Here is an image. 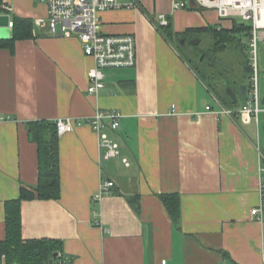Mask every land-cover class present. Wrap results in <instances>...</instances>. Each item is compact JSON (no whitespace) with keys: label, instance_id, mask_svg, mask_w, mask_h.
<instances>
[{"label":"crops","instance_id":"1","mask_svg":"<svg viewBox=\"0 0 264 264\" xmlns=\"http://www.w3.org/2000/svg\"><path fill=\"white\" fill-rule=\"evenodd\" d=\"M136 3L100 15L104 32L133 35L135 67L108 70L105 87L89 94L94 61L78 37L53 36L36 26L46 15L36 0H3L0 14L30 18L34 27L13 50L0 48V116L8 117L0 123V240L5 202L19 196L21 185L37 182L36 144L25 123L115 108L122 117L112 135L129 166L120 158L100 164L98 136L89 125L63 133L60 195L21 202L22 237L61 240L62 264H264V221L250 213L261 203L264 125L258 117L206 110L217 108L214 95L153 17L166 14L176 34L209 27L210 20L172 11L171 0ZM209 10L212 22H221ZM108 177L111 193L92 201ZM161 194L179 196L177 222Z\"/></svg>","mask_w":264,"mask_h":264},{"label":"built area","instance_id":"2","mask_svg":"<svg viewBox=\"0 0 264 264\" xmlns=\"http://www.w3.org/2000/svg\"><path fill=\"white\" fill-rule=\"evenodd\" d=\"M46 7V15L35 21L38 27H47L53 36H77L81 42L83 53L93 59L94 64L87 72L89 94H98L105 87V78L108 70L133 68L136 65L135 38L130 33L109 34L103 31L100 13L106 10L121 7L135 6L136 0H36ZM173 10L187 8L213 9L219 20L240 18L248 22L250 27L247 51L251 66L250 83L246 90L247 98L241 107L232 109L222 105L215 97L214 109L207 105L206 110L216 114L231 115L236 118H257L261 109V95L258 85V42L264 39V0H171ZM157 22L160 26L168 24L166 14H158ZM242 22V23H243ZM12 27V20H8ZM174 112V110H173ZM122 113L115 108H98L87 117H58L54 120L58 136L74 130L78 125L87 124L98 136V145L101 150L100 164L111 158H120L125 166H129L127 158L121 156L120 146L112 133L119 127ZM8 117L0 116V123ZM264 172V167L261 168ZM114 187L112 179L104 178L91 200L99 202L105 195L110 194ZM259 191L261 203L251 209L250 213L259 221H264L262 206L264 205V175L260 176ZM4 258V256H3ZM2 264H5L2 262ZM13 264V263H11ZM17 264V263H14ZM57 264H62L57 262ZM165 264V260L161 261Z\"/></svg>","mask_w":264,"mask_h":264},{"label":"trees","instance_id":"3","mask_svg":"<svg viewBox=\"0 0 264 264\" xmlns=\"http://www.w3.org/2000/svg\"><path fill=\"white\" fill-rule=\"evenodd\" d=\"M3 7V0H0V12L4 10ZM33 24L30 18L19 17V15L14 16L12 18L11 36L0 38V48L13 50L17 40L32 37ZM170 26L171 22L169 19L167 25L160 26L163 27L161 28L162 33L169 39H185L184 34L197 32L207 31L212 33L214 37L213 52L218 53L225 52L232 41H237L240 44V40L236 38V34L243 32V34L248 36L251 27L248 24L233 22L232 26L228 28L218 29L213 26L187 28L182 33L176 34ZM244 69L251 76V66L246 52ZM232 90L234 91V89ZM237 102L238 97L236 102L232 98L230 99V103L237 104ZM25 125L28 137L36 144L37 182L35 185H21L19 196L5 202V236H3L4 239L0 240V264L2 262L5 264H57L60 261L59 258L62 252L61 240L53 238H23L20 206L24 200L36 198L58 199L60 195L59 136L54 120H29ZM135 198L136 196L129 198L131 203L135 202ZM160 199L169 217L173 222H177L180 215L179 196L177 194H161ZM134 207L137 208V206ZM55 252L57 256H54Z\"/></svg>","mask_w":264,"mask_h":264},{"label":"rangeland","instance_id":"4","mask_svg":"<svg viewBox=\"0 0 264 264\" xmlns=\"http://www.w3.org/2000/svg\"><path fill=\"white\" fill-rule=\"evenodd\" d=\"M125 1V0H120ZM114 10V9H111ZM186 12H194L203 14L206 19L210 20V25L215 27L218 25L227 26L230 20H219L221 22L217 23L212 22L215 19V16L212 11L209 9L199 8H185ZM214 10V8L212 9ZM215 11V10H214ZM104 12V11H103ZM102 13V12H101ZM100 13V15H101ZM154 24L158 25L157 17H153ZM235 23H242L243 21L240 18H234ZM247 24L248 22H243ZM159 26V25H158ZM185 38L190 42V37L195 36L201 41L197 45H192V47L186 48L180 42V39L176 38L172 40L173 45L178 49L179 53L187 60L189 65L196 71L202 83L225 107L234 108L242 105L247 95H240V86L242 84L248 85L250 83V74L244 69L245 61V52L247 51L248 36L243 34H236V38L240 40V44L237 41H232L229 44V47L225 52H213V42L214 37L210 32H197L192 34H184ZM183 35V36H184ZM190 38V39H189ZM258 85L260 95L264 92V39L259 40L258 42ZM243 48V49H242ZM246 49V50H245ZM230 87L234 89L237 94L238 102L230 103L231 97L227 95L226 89ZM213 102V100H211ZM235 109V108H234ZM261 111L258 114V118L264 125V104L261 103ZM261 138H262V152L264 155V131L261 129Z\"/></svg>","mask_w":264,"mask_h":264},{"label":"water","instance_id":"5","mask_svg":"<svg viewBox=\"0 0 264 264\" xmlns=\"http://www.w3.org/2000/svg\"><path fill=\"white\" fill-rule=\"evenodd\" d=\"M190 2L192 3L193 0H190ZM8 20H9V18H8V16L6 14H0V38H5L6 37L5 34L7 32V28L6 27L8 26ZM198 41H199L198 38L190 39V43L191 44H197ZM180 42L182 44H184V40L183 39H181ZM246 89H247V85L242 84L240 86V95L245 97ZM226 92L234 100V102L237 101L236 94H235V92L232 89H230V87H228L226 89ZM261 103L264 104V92H263L262 97H261ZM263 131H264V126H263ZM54 256H57L56 252L54 253Z\"/></svg>","mask_w":264,"mask_h":264},{"label":"flooded vegetation","instance_id":"6","mask_svg":"<svg viewBox=\"0 0 264 264\" xmlns=\"http://www.w3.org/2000/svg\"><path fill=\"white\" fill-rule=\"evenodd\" d=\"M194 37H195V36H192V37H190V38H194ZM190 38H189V39H190ZM185 40H187V39L185 38ZM187 41H188V40H187ZM185 43L187 44V42H185ZM188 43L190 44V42H189V41H188Z\"/></svg>","mask_w":264,"mask_h":264}]
</instances>
